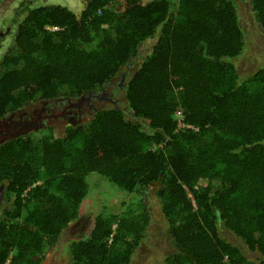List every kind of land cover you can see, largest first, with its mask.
<instances>
[{"label":"trees","instance_id":"16d2710c","mask_svg":"<svg viewBox=\"0 0 264 264\" xmlns=\"http://www.w3.org/2000/svg\"><path fill=\"white\" fill-rule=\"evenodd\" d=\"M112 1L81 0L79 12L25 2L12 19L0 113L78 97L124 70L131 113L100 108L59 135L45 127L0 147V184L13 198L0 215V264H40L63 235L67 264H131L152 224L151 190L173 249L160 264H264V66L237 70L247 42L234 1L122 0L118 10ZM250 5L264 32V0ZM91 173L141 205L90 212L79 232Z\"/></svg>","mask_w":264,"mask_h":264},{"label":"rangeland","instance_id":"374dc122","mask_svg":"<svg viewBox=\"0 0 264 264\" xmlns=\"http://www.w3.org/2000/svg\"><path fill=\"white\" fill-rule=\"evenodd\" d=\"M233 1L239 15L240 27L247 42L244 52L234 59V62H236L238 72L251 74L261 66H264V32L259 29L258 22L250 5V0ZM25 2L30 6L60 4L76 12H79L83 7L81 0H0V31H3L6 35L5 38L3 37L1 39L0 56L3 52H6L8 45H10V42L7 40H9V37L12 36L15 30L12 19L14 16L16 18L20 17L18 13ZM121 3L122 0H113L107 5V8L118 10L121 7ZM6 32H8V35ZM149 42L150 41H146L138 49V62L146 54ZM132 67L131 65V69ZM119 96H122V94H119ZM119 107L130 115L131 112L128 110L127 103L119 104ZM62 124L63 123L60 122L57 125L58 129L55 131L56 135L61 134ZM86 180L88 183V191L79 208L80 217L84 218L86 224L79 232L83 230L86 231L90 228L91 214H94V212L100 209L104 208L105 210H109L111 214L120 215L122 212L127 211L128 208L135 212L141 205L140 197L136 196L134 193H127L119 189L98 173L88 174ZM200 184L203 185L204 182L201 181ZM147 194L150 197L148 199L145 198V200L148 203V208L152 210L153 217L147 240H145L148 243L144 242L142 246L136 249L131 264H160L162 260H164V257L173 250L164 236L167 228L164 227L165 221L154 196V191H148ZM189 196L191 197L192 194L190 193ZM222 228L223 227H220L221 235L226 237L233 245L238 246L246 257L255 259L258 256L257 253L248 251L240 239ZM69 231H71V229ZM78 234L79 233H77L76 236ZM69 239V236L63 235L55 246L46 249L45 256L40 264H67V247Z\"/></svg>","mask_w":264,"mask_h":264},{"label":"flooded vegetation","instance_id":"af4514ba","mask_svg":"<svg viewBox=\"0 0 264 264\" xmlns=\"http://www.w3.org/2000/svg\"><path fill=\"white\" fill-rule=\"evenodd\" d=\"M6 34L8 35V32ZM12 36H8L9 40H7L10 45ZM3 37L5 38L6 35L0 31V43ZM127 67L131 70V64H128ZM129 73V71H121L117 77L78 97L30 101L21 107L3 110L0 113V147L11 139L23 137L45 127L56 131L57 123L60 122L74 124L85 121L100 108L113 106L120 108L119 104H126L124 86ZM12 199L11 197L6 198L4 187L0 184V215L4 210L10 208Z\"/></svg>","mask_w":264,"mask_h":264},{"label":"built area","instance_id":"2783aa9c","mask_svg":"<svg viewBox=\"0 0 264 264\" xmlns=\"http://www.w3.org/2000/svg\"><path fill=\"white\" fill-rule=\"evenodd\" d=\"M176 116H177L178 120L181 121V117H182V116H181L180 112H176ZM25 193H26V191L23 192V195H24Z\"/></svg>","mask_w":264,"mask_h":264},{"label":"clouds","instance_id":"9594fccd","mask_svg":"<svg viewBox=\"0 0 264 264\" xmlns=\"http://www.w3.org/2000/svg\"><path fill=\"white\" fill-rule=\"evenodd\" d=\"M50 29V28H49ZM52 29V28H51Z\"/></svg>","mask_w":264,"mask_h":264}]
</instances>
